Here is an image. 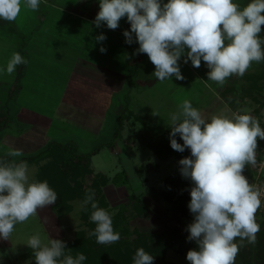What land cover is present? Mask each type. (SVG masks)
Segmentation results:
<instances>
[{
    "label": "rangeland",
    "instance_id": "1",
    "mask_svg": "<svg viewBox=\"0 0 264 264\" xmlns=\"http://www.w3.org/2000/svg\"><path fill=\"white\" fill-rule=\"evenodd\" d=\"M234 2L243 7L250 0ZM98 11L99 0H46L38 11L26 9L22 0L21 13L15 22L0 19V67H6L11 54L20 52L23 47L29 56H34L39 74L46 75L47 80L39 86L27 83L17 100L12 94L13 74H0V111L8 108L12 115L0 135V156L6 155L10 148L20 149L23 155L11 158L20 161L42 151L52 141L77 145L79 153L90 155L88 173L90 170L110 178L104 191L113 210L110 214L115 216V227H121L118 242L122 241L123 249L116 253L121 254L123 261L119 260L118 264H130L124 262L125 253L133 258L141 247L154 256V264H189L186 254L197 247L194 241H187L186 226L193 219L175 211L173 198L147 191V185L169 193L177 191L182 207H188L191 199V182L181 176L180 159L170 146L169 114L187 99L206 117L222 110L250 108L254 116L259 111L264 121V89L260 93L252 90L242 94L243 80L235 79L236 75L228 78L223 87L205 82L209 69L204 62L200 68H194L191 62L184 64L183 58L180 66L185 79L179 81L173 77L161 83L152 76L155 68L148 56L133 55L139 45L125 43L123 31L130 29L126 19L119 22L116 30L106 25L96 28L93 21ZM12 26L15 33L8 28ZM101 33L107 39L97 43L95 37ZM101 46L107 49L106 53L100 52ZM74 68L77 71L75 87L63 93L60 100L63 82L71 80ZM100 74L104 78L101 81ZM108 78L113 86H105ZM227 87H233L229 96L237 98V109L223 97L222 92ZM153 112L159 116H154ZM121 114L122 125L119 123ZM86 120L89 124H85ZM176 139L183 143L179 136ZM260 153L258 146L257 159ZM163 155L168 158L162 159ZM36 160L26 161L30 176L38 180L39 170L46 160ZM117 172H124L128 183L116 184L113 178ZM243 174L253 184L256 168L249 165ZM174 176L179 182L178 190L173 183L169 184L175 181ZM90 178L88 175L87 184ZM76 179L74 174H69L63 185L71 187ZM131 192L138 195L148 209L144 215L131 207L128 199ZM82 201L77 197L59 208L54 207V203L39 210L37 216L16 224L9 240L0 239V262L32 264L28 257L32 249L24 243L37 232L45 242L48 238L73 241L80 230L88 232ZM122 203L129 205L126 211L121 209ZM256 219L260 224L257 242H245L242 248L250 254L251 264H264V206L257 211ZM162 232L166 235L158 237ZM170 234L173 237L165 249L162 244ZM90 243L93 244L91 240ZM108 245L112 244L104 246ZM235 264L247 263L237 255Z\"/></svg>",
    "mask_w": 264,
    "mask_h": 264
},
{
    "label": "clouds",
    "instance_id": "2",
    "mask_svg": "<svg viewBox=\"0 0 264 264\" xmlns=\"http://www.w3.org/2000/svg\"><path fill=\"white\" fill-rule=\"evenodd\" d=\"M46 0H23V6L38 11ZM22 0H0V19L15 22L21 13ZM126 19L130 29L123 31L125 43H137L133 55L146 54L154 65L159 82L183 81L180 61L209 69L207 80L223 87L228 78L243 77L252 62H264V0H250L241 7L234 0H99L93 24L110 30ZM103 33L97 43L106 41ZM101 53L107 49L100 47ZM28 61L13 52L0 74L11 76L17 66ZM230 112V114H228ZM220 111L206 117L185 99L169 114L167 126L170 146L191 155L178 161L180 174L191 182L188 209L193 220L186 226L187 241L197 247L186 254L189 264H235L242 247L257 242L260 224L256 213L262 206L264 190L249 182L243 174L256 167L258 138L264 141V128L250 108ZM154 116L159 113L153 112ZM179 136L183 143H179ZM7 157L23 155L9 149ZM57 192L47 180L30 176L27 161L0 159V239L9 240L15 225L37 216L52 205ZM91 206L90 222L95 228L89 237L101 245L117 243L120 233L114 230L112 214L98 205L95 192L88 189L81 208ZM237 238L238 241H237ZM32 249L35 264H83L86 255L75 256L62 239L48 238L37 232L24 243ZM133 264H154V256L138 248Z\"/></svg>",
    "mask_w": 264,
    "mask_h": 264
},
{
    "label": "trees",
    "instance_id": "3",
    "mask_svg": "<svg viewBox=\"0 0 264 264\" xmlns=\"http://www.w3.org/2000/svg\"><path fill=\"white\" fill-rule=\"evenodd\" d=\"M8 28L10 31L15 33L13 26ZM262 29H264V25H262ZM19 53L27 60V56H29L27 50H25L22 47ZM24 65L25 64H22L19 65L18 67V72L20 75V76L18 75L19 79L22 77ZM251 68L252 70H248L243 77H238V76L235 77V79H238L239 81L240 80L244 81V84L242 81L240 85L242 88V94H246L247 92L249 93L252 90L260 93L264 89V62L261 63L252 62ZM232 90L233 87H227L222 92V94L224 99H226L229 102L230 106L234 109H237L239 106L237 102V98L235 96L233 97L229 96V92ZM259 114L260 113L258 111L256 112L255 116L260 120L261 127L264 128V121H262V117ZM11 118H12L11 111L8 108L6 110L2 109L0 111V135L5 130L3 127L5 125H8L9 122H11ZM122 121H123V114L120 115V119H119L120 125H122ZM118 133L119 132H116V134ZM102 146L97 147L95 151L97 152L98 150H100ZM258 146H259V151L261 153L257 160L259 159L261 160L263 159L264 156V141L259 140V138H258ZM174 153L179 159L191 155L190 151L187 149L183 153L177 151H175ZM89 157L90 155L88 154L79 153L77 149V145H74L71 142L63 143L58 141H52L42 151L32 156L23 157L21 160L24 161L29 160L32 162H34L35 159H37L36 160L37 162L46 160L39 170L38 180L39 181L47 180L51 188H53L54 190L57 189L56 192L58 194V199L56 200L54 207L59 208L63 206V204L68 205L67 201L77 197L84 200L87 190L93 189L95 192V200L98 202V205L102 208H105L110 213V211L113 210L111 209V205L105 194L106 192L104 191V187L108 185L110 178L106 174H99L94 171L92 172L90 170L88 173L87 161ZM3 158L11 159L10 157H7V155L0 156V159ZM161 158L166 159L168 157L163 155ZM139 172L142 173L141 168H139ZM123 173L124 172H117V174L114 176L113 181L116 184L121 185L128 183V176ZM69 174H74V176L77 177L75 184L71 185V187H69L70 185L69 186L63 185L64 179L66 178V176L69 177ZM88 175H91L90 184H87L86 182ZM263 177H264V173H263ZM174 179L175 181L169 182V184L173 183L174 187L177 188L178 190L179 184L177 183L179 182L178 180L176 181V177ZM60 186H62V188H60ZM147 191H149L152 194L160 193L170 199L173 198V201L176 203L177 206L174 207L175 211L177 213L184 212L188 218L193 219V216L190 213L188 207L181 206L182 203L180 202V199L177 197V191H175V193H169L168 191L159 190L156 187L150 185H147ZM128 199L131 203V207L133 206L136 207L137 213L139 215H144L147 212L148 209H146L145 205L143 204L141 198L138 195L131 192ZM128 208L129 205L127 203L121 204L122 210L126 211ZM91 211L92 209L90 205L87 206V210H83V218L85 220V224L87 225L88 232L86 230H80L77 233L75 240L73 241H67L64 239V241L67 244L66 252L67 250L70 249L71 254L73 256H75L78 252L84 253L87 259L83 262V264H118V261L121 260L122 257H120L121 254L119 255V253H116V251L120 252L123 249V246H121L122 241L113 243L112 245L104 246L101 244H97L95 237H89L88 235L89 231L95 228V224L91 223L89 219ZM112 219H113L114 230L118 232L121 227H118V225L115 227V223H114L115 216H112ZM165 235L166 232H162L158 235V237H163ZM169 236L170 237L167 238L166 242L162 244V247L165 249L168 246H170L171 239L173 237L171 234ZM90 240L93 242V244L90 243ZM238 255L244 258L247 264H251L250 261L251 258H249L250 254L247 252L245 248H241ZM28 257L31 258L32 264H35L33 251L28 254ZM126 261H128L127 263L133 264L132 257L130 256L129 258L128 255L125 253L124 262ZM0 264H4V263L0 262Z\"/></svg>",
    "mask_w": 264,
    "mask_h": 264
},
{
    "label": "crops",
    "instance_id": "4",
    "mask_svg": "<svg viewBox=\"0 0 264 264\" xmlns=\"http://www.w3.org/2000/svg\"><path fill=\"white\" fill-rule=\"evenodd\" d=\"M27 61L28 63L24 65V69H23V73H22V77L19 79V72H18V67L16 68V72L13 74V80H14V88H13V96H16V99L18 100V97L19 96V93L21 94L22 91L24 90V87H26L27 83H30L32 84V86L34 85H41L42 83H46L47 80H46V75H40L37 68H36V63H34L35 59H34V56H27ZM40 67L41 64H40ZM79 66L76 65V69L78 68ZM85 68V66H83ZM74 68V71L72 72V78L70 81H68V79H66L64 82H63V88L61 89V96H60V100L62 99L63 97V93H66L69 91L70 87H75L74 84V80H75V76H76V70ZM34 70L36 71V74L34 73ZM28 71V73L26 72ZM19 75V76H18ZM27 76L29 79H27ZM26 78L25 82L23 83V80ZM45 78V79H44ZM106 78V76H105ZM42 79V81H41ZM103 76L100 74L99 75V80H103ZM106 85L105 86H113V82L110 81V78H108V80L105 81ZM29 85V84H28ZM31 87V85H29ZM107 88V87H106ZM16 89V91H15ZM15 98V97H14ZM34 111V110H33ZM37 112V111H36ZM41 113V112H39ZM85 124H89V122L86 120V123Z\"/></svg>",
    "mask_w": 264,
    "mask_h": 264
},
{
    "label": "built area",
    "instance_id": "5",
    "mask_svg": "<svg viewBox=\"0 0 264 264\" xmlns=\"http://www.w3.org/2000/svg\"><path fill=\"white\" fill-rule=\"evenodd\" d=\"M256 168V176L253 180V184L264 190V158L258 161ZM262 206H264V196H262Z\"/></svg>",
    "mask_w": 264,
    "mask_h": 264
}]
</instances>
